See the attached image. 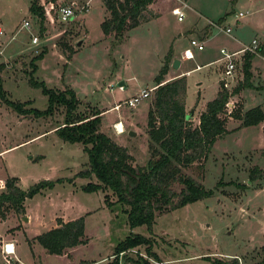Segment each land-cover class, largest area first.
<instances>
[{
	"label": "rangeland",
	"instance_id": "obj_1",
	"mask_svg": "<svg viewBox=\"0 0 264 264\" xmlns=\"http://www.w3.org/2000/svg\"><path fill=\"white\" fill-rule=\"evenodd\" d=\"M29 1L0 0V76L6 96L45 107L46 97L40 88L27 82L29 60L44 47L33 76L47 86L71 87L78 98L77 110L82 113L99 110V129L125 145L137 166L144 164L150 153L146 111L153 90L133 107H109L154 84L153 76L169 46L171 59L181 58L185 47L192 52V57L181 58L179 67L169 63L163 77L184 70V111L188 122L195 125L205 101L220 83L222 63L215 60L218 48L229 47L230 35L238 32L243 42L254 37L258 45L264 44V0H153L142 10L141 22L120 39L102 35L99 23L108 12L101 0H88L87 9H76L74 17L65 22L54 19L49 3L55 6L74 1L79 7L84 0H37L44 11L42 21L28 11ZM175 5L184 12L180 20L170 11ZM238 11L243 15L236 17ZM218 18L222 20L216 23ZM24 19L30 23L28 29L20 27ZM227 24L228 33L219 29ZM31 33L37 35L35 45L29 41ZM204 36L202 49L189 44L190 38ZM240 71L237 80L243 76ZM250 71L252 86L231 93L224 106L222 116L228 131L214 139L204 158L181 167L205 188H212V193L155 211L150 225L129 226L125 205L118 201L107 204L104 199H115L109 188L84 191L79 187L96 179L92 174H76L87 167L82 143L62 140L53 130L61 122V106L47 116L35 117L17 113L0 98V182L13 175L17 184L26 188L42 178H62L25 198L23 210L0 206V264H103L112 257L114 245L133 232L149 238L147 249L155 255L148 256L150 264H208L214 256H236L238 264H264V169L260 176L248 180L249 169L264 164L260 153L264 119L240 125L239 119L227 114L253 105L264 111V55L255 52ZM226 79L232 82V78ZM116 121L121 123L119 133L112 126ZM172 187L177 191L180 184L174 182ZM79 215L83 216L85 241L56 254L46 252L35 240L37 233L55 226L59 218ZM3 241L12 242V252L2 250ZM145 247L138 244L125 252L134 256L138 251L146 256Z\"/></svg>",
	"mask_w": 264,
	"mask_h": 264
},
{
	"label": "trees",
	"instance_id": "obj_2",
	"mask_svg": "<svg viewBox=\"0 0 264 264\" xmlns=\"http://www.w3.org/2000/svg\"><path fill=\"white\" fill-rule=\"evenodd\" d=\"M101 2L108 12L99 23L103 37L112 35L120 39L125 31L141 22L142 10L153 0H101ZM27 9L41 21L44 18L42 5L37 0H30ZM221 20L222 18H218L216 23ZM44 52L43 47L31 56L27 82L40 88L46 97L45 107L37 108L29 105L30 100L20 101L7 97L1 76L0 98L17 113L31 114L35 117L47 116L58 106L63 108L61 122L53 130L62 140L82 143L87 155V167L79 169L76 174L82 177L92 174L96 179L80 184L82 190L109 188L115 199L110 201L104 199L107 204L118 201L125 205L123 210L126 212L129 226L150 225L155 211L172 209L212 193V188H205L193 177L183 173L181 167L204 158L214 139L228 131L225 127V117L222 116L224 106L231 93L238 92L244 86H252L250 59L254 52L246 51L242 56L241 80H238L230 90L219 84L215 95L206 100L204 108L199 112L197 123L191 125L184 111L185 74L163 77L171 62L169 46L153 76L155 87L151 105L146 111L149 157L144 164L138 166L133 163L132 154L125 145L117 143L99 129V110L95 109L89 114L82 113L77 110L78 98L71 87L47 86L33 76L37 60ZM256 52L264 55V44L258 45ZM2 68L3 62L0 61V71ZM227 114L239 119L240 125L256 124L264 119V111L259 105H253L245 110H229ZM260 153L264 156V147ZM262 169L264 164L262 168L252 166L248 171V180L260 176ZM61 180V177L42 178L26 188H21L16 182V177L9 175L4 179V189L0 190V206L12 207L16 211L23 210L25 198L43 188L52 187L56 181ZM174 182L180 184L177 191L172 187ZM236 185L244 186L243 183ZM34 238L46 252L60 254L63 249L85 241L83 216L67 220L59 218L55 226L37 233ZM148 242L149 238L142 233H129L114 245L112 257L103 264H118L119 259L131 261L132 264H150L148 256L155 255L147 249ZM138 244H145L146 256L139 254L138 251L134 256L126 254V249ZM208 264H238V260L236 256L229 258L214 256Z\"/></svg>",
	"mask_w": 264,
	"mask_h": 264
},
{
	"label": "built area",
	"instance_id": "obj_3",
	"mask_svg": "<svg viewBox=\"0 0 264 264\" xmlns=\"http://www.w3.org/2000/svg\"><path fill=\"white\" fill-rule=\"evenodd\" d=\"M88 6V0H84V2L78 7L74 1L70 2H58L55 6L52 3H49L48 5V11L50 9H53L54 13V19L57 22H65L69 19H72L75 15V11L78 8H85L87 9ZM171 13H173L178 20L182 19L184 16V12L179 5H175L171 7L170 9ZM243 15L242 11H238L235 16L240 17ZM30 26V23L28 20L24 19L22 23L20 24V27L27 28ZM219 29H222L225 33H228L230 31V27L228 25L219 27ZM2 33V29L0 27V34ZM37 35L32 34L29 36V41L31 44L37 43ZM189 44L192 46H195L196 49H202L203 44L202 41L190 38ZM258 47L257 40L252 37L248 42L242 43L237 49L230 50L227 47L220 46L218 48L219 55L215 58V60L220 61L222 63L221 66V77H220V85L221 87H224L227 90H230L231 87L238 81L241 76L239 73L242 70L241 62H242V56L244 52L250 51V52H256ZM257 53V52H256ZM192 57V52L189 47H185L181 51V58H188ZM227 77L232 78V82L229 83V81L226 79ZM155 85L142 87L138 90V92L131 94L130 96L118 100L114 102L109 108L118 109L121 105H127L129 107L135 106L138 101L146 96L153 90ZM227 104V103H226ZM112 126L115 130V132L119 133L122 131L121 123L120 121H116L112 123ZM0 185L4 186V182H0ZM12 244V242H10ZM8 242L4 241L2 242V250L5 253L12 252L9 250ZM11 249H13L11 247ZM118 264H128L127 262H119Z\"/></svg>",
	"mask_w": 264,
	"mask_h": 264
},
{
	"label": "crops",
	"instance_id": "obj_4",
	"mask_svg": "<svg viewBox=\"0 0 264 264\" xmlns=\"http://www.w3.org/2000/svg\"><path fill=\"white\" fill-rule=\"evenodd\" d=\"M173 14V13H172ZM228 25V24H227ZM229 26V25H228ZM230 27V26H229ZM131 29V28H130ZM211 33V30H210V32H209V34ZM214 33V32H213ZM207 37V36H206ZM205 36L204 37H202V38H200L199 37V39L198 40H200V41H202L201 39H205L206 38ZM243 37H242V34L240 33V32H238L237 34H234V35H230V39H229V42L230 43H232V44H228L229 45V47L227 46V48H229L230 50H234V49H237L242 43H244L243 42V39H242ZM233 41L236 43V46H234V47H232V46H230V45H233ZM203 48V47H202ZM263 55V54H262ZM175 57H177V56H175ZM178 58V57H177ZM252 58V57H251ZM179 59V63H178V65H177V67H179L180 66V62H181V58H178ZM172 60V59H171ZM210 61V60H209ZM208 62V61H207ZM250 63H251V59H250ZM196 65V64H195ZM172 69V68H171ZM172 71L173 70H170V72L168 71L167 73L168 74H170V73H172ZM183 69H180L178 72H177V74H176V76L177 75H179V74H182L183 73ZM185 74V73H184ZM175 75V74H174ZM170 77H173V74H171L170 76H169V78ZM217 89V88H216ZM216 92V91H215ZM215 95V94H214ZM213 95V96H214ZM212 96V97H213ZM206 102V101H205ZM204 108V105H203V107H202V109ZM4 242V241H3Z\"/></svg>",
	"mask_w": 264,
	"mask_h": 264
},
{
	"label": "water",
	"instance_id": "obj_5",
	"mask_svg": "<svg viewBox=\"0 0 264 264\" xmlns=\"http://www.w3.org/2000/svg\"><path fill=\"white\" fill-rule=\"evenodd\" d=\"M178 63H179V59L177 57H173L170 62V66L175 68L177 67ZM118 84H122V81H118ZM130 133H133V131H130Z\"/></svg>",
	"mask_w": 264,
	"mask_h": 264
},
{
	"label": "bare ground",
	"instance_id": "obj_6",
	"mask_svg": "<svg viewBox=\"0 0 264 264\" xmlns=\"http://www.w3.org/2000/svg\"><path fill=\"white\" fill-rule=\"evenodd\" d=\"M8 246L10 247L9 250L12 251L13 249H11L12 244L8 243Z\"/></svg>",
	"mask_w": 264,
	"mask_h": 264
}]
</instances>
